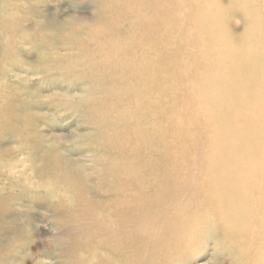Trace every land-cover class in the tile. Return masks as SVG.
I'll use <instances>...</instances> for the list:
<instances>
[{
	"label": "rangeland",
	"instance_id": "rangeland-1",
	"mask_svg": "<svg viewBox=\"0 0 264 264\" xmlns=\"http://www.w3.org/2000/svg\"><path fill=\"white\" fill-rule=\"evenodd\" d=\"M188 3L0 0V264H249L234 249L251 233L229 231L219 209L233 203L212 181L221 167L202 116L214 107L171 65L199 69L211 43ZM116 36L115 55L99 50ZM129 54L165 67L135 75Z\"/></svg>",
	"mask_w": 264,
	"mask_h": 264
},
{
	"label": "bare ground",
	"instance_id": "bare-ground-1",
	"mask_svg": "<svg viewBox=\"0 0 264 264\" xmlns=\"http://www.w3.org/2000/svg\"><path fill=\"white\" fill-rule=\"evenodd\" d=\"M188 6V22L200 31L202 26L208 25L211 43L203 50L205 56L198 63L199 69L193 70L187 58L179 57L171 64H174L173 73L188 86L195 87L198 97L208 96L212 102L214 109L210 118L202 116L211 129L209 155L214 159L212 163H219L221 167L212 173V181L220 194L233 203V207L224 206L219 210L231 233H251L246 243L235 244L236 254L248 250L249 264H264V177L257 173L259 168H264V0H227L226 5L220 0H189ZM244 12L248 13L247 19L243 18ZM232 15H242L243 34L240 36L233 35L228 28ZM172 19L168 20L174 23ZM248 32L252 33L250 37ZM123 45L122 39L116 36L100 43L99 50L105 52L106 46H110L115 55ZM191 45L194 48V44ZM144 57L129 54L122 64L135 75L157 73L165 67L157 59ZM137 59H140L139 66L133 67ZM209 71L219 74L220 84H213ZM196 100L190 98L187 107L192 109ZM235 103L240 104L237 110L233 109ZM174 125L180 128L181 119ZM248 131L253 134L249 135ZM248 153L253 156L250 161L246 157ZM47 169L48 165L43 162L38 173L43 175ZM246 170L251 173L249 184L241 178ZM64 175L69 177L68 173ZM42 187L45 188V184ZM249 211L254 213L257 222L245 219Z\"/></svg>",
	"mask_w": 264,
	"mask_h": 264
}]
</instances>
